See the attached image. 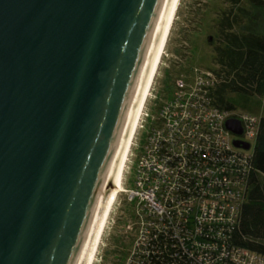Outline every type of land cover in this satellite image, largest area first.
I'll return each mask as SVG.
<instances>
[{
    "label": "water",
    "instance_id": "1",
    "mask_svg": "<svg viewBox=\"0 0 264 264\" xmlns=\"http://www.w3.org/2000/svg\"><path fill=\"white\" fill-rule=\"evenodd\" d=\"M168 1L0 0V264H81Z\"/></svg>",
    "mask_w": 264,
    "mask_h": 264
},
{
    "label": "built area",
    "instance_id": "2",
    "mask_svg": "<svg viewBox=\"0 0 264 264\" xmlns=\"http://www.w3.org/2000/svg\"><path fill=\"white\" fill-rule=\"evenodd\" d=\"M214 84L202 77L194 89L177 80L178 93L156 110L142 137L140 122L133 185L121 192L137 213L127 229L133 244L125 264H153L164 256L174 264H264L263 255L234 242L259 118L216 107L209 96ZM229 120L240 122L242 135L226 128Z\"/></svg>",
    "mask_w": 264,
    "mask_h": 264
},
{
    "label": "rangeland",
    "instance_id": "3",
    "mask_svg": "<svg viewBox=\"0 0 264 264\" xmlns=\"http://www.w3.org/2000/svg\"><path fill=\"white\" fill-rule=\"evenodd\" d=\"M237 1L181 0L166 53L140 121L145 129L140 133L141 137L147 133L145 131L156 115V110L178 93L177 80L182 79L195 89L196 81L200 78H216L218 67L214 51L219 44V23L226 13L234 11L239 17L240 22L235 31L264 35V9L254 6L249 0ZM229 97L237 113L264 118L262 98H244L239 95ZM137 157L138 147H135L134 139L124 172L122 191L124 186L125 189L132 188ZM121 192L112 210L95 264H125L131 257L133 239L127 229L137 223V213L136 207L130 205L126 194Z\"/></svg>",
    "mask_w": 264,
    "mask_h": 264
},
{
    "label": "trees",
    "instance_id": "4",
    "mask_svg": "<svg viewBox=\"0 0 264 264\" xmlns=\"http://www.w3.org/2000/svg\"><path fill=\"white\" fill-rule=\"evenodd\" d=\"M249 1L264 9V0ZM239 22L234 11L221 18L219 44L214 51L218 70L215 71V84L209 96L216 107L226 112H236L229 95L259 97L264 102V35L235 31ZM253 144L250 150L253 169L248 182L249 190L234 242L264 256V118H259ZM162 259L152 263L174 264L172 260H167V256Z\"/></svg>",
    "mask_w": 264,
    "mask_h": 264
},
{
    "label": "bare ground",
    "instance_id": "5",
    "mask_svg": "<svg viewBox=\"0 0 264 264\" xmlns=\"http://www.w3.org/2000/svg\"><path fill=\"white\" fill-rule=\"evenodd\" d=\"M181 0H169L149 65L143 80L138 100L131 118L124 142L122 144L115 168L113 170L107 191L105 193L101 208L99 210L95 225L93 227L89 242L87 244L81 264H95L99 255L103 236L115 206L119 193L122 191V183L128 158L131 153L133 142L138 131L141 118L144 114L147 101L154 86L157 74L161 67L173 25L177 17Z\"/></svg>",
    "mask_w": 264,
    "mask_h": 264
}]
</instances>
